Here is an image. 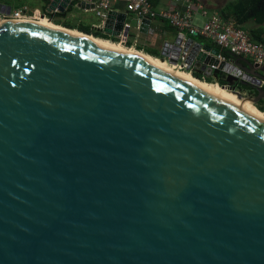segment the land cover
I'll return each instance as SVG.
<instances>
[{
    "label": "water",
    "instance_id": "water-1",
    "mask_svg": "<svg viewBox=\"0 0 264 264\" xmlns=\"http://www.w3.org/2000/svg\"><path fill=\"white\" fill-rule=\"evenodd\" d=\"M104 21L118 37L127 12ZM39 22H0V264H264V120ZM184 36L162 60L264 101V65Z\"/></svg>",
    "mask_w": 264,
    "mask_h": 264
},
{
    "label": "crops",
    "instance_id": "crops-1",
    "mask_svg": "<svg viewBox=\"0 0 264 264\" xmlns=\"http://www.w3.org/2000/svg\"><path fill=\"white\" fill-rule=\"evenodd\" d=\"M13 1L20 6L23 5V8L16 9L15 11L23 10L25 17L24 19L40 21L42 20L44 15L45 18L46 17L51 18V16L47 14V8L51 5V0H13ZM86 1L87 2H83L85 5L84 10L75 9L63 15L61 14L56 15L53 20L57 21L60 24L57 26H60L67 30L69 28H70L69 30H71L72 28L75 29L73 31H78V32H80V30H88L93 37L100 35L108 38V39H104V38H98V39L112 41L114 43H119L121 45L123 44V46L125 45L128 48H134L137 50L141 49L142 50L141 52H144L148 55H151L149 54V52L155 53L161 56L162 58L164 57V53L166 52L167 46L172 45V43H175L179 38V30L175 26H173L170 23V21L162 18H153L149 28V32L148 33L142 32L143 22L140 19V16H138L134 12L129 11L127 8V2L123 0L121 1L113 0L112 7L119 11L127 12V23L125 30H123L124 37L121 38L119 36L117 37V36L109 35L100 30L101 27H104V22L102 18L98 16L95 10V6H96L95 3H98L99 0H90V2H88V0ZM150 1L152 2L154 8L157 10H166L171 7V3L167 0H150ZM196 1L203 4L204 8L207 10L209 14L213 12H217L221 16H223V13L227 11V8H229L232 4L237 3L239 0H196ZM12 11L13 10H11V12ZM82 11L84 13H82ZM85 13L96 14V16L100 20L99 23L94 21V17L91 16L88 17L86 16ZM204 18L206 20V17ZM227 19L235 23V19L233 16H229V18ZM242 26L246 30L256 26L258 27L255 20L247 21L245 24H242ZM187 38H193L195 41H199L202 42L203 44H207L209 46L214 47V44L204 36L195 35V34L192 35L186 33V39ZM114 40H116L117 42H115ZM240 57H243V59L250 61L253 64L256 63L249 57H245V56H240ZM241 62L242 64H245L244 60H241ZM219 75H222L224 80L225 73L220 72ZM261 106L264 107V101L263 103H261Z\"/></svg>",
    "mask_w": 264,
    "mask_h": 264
},
{
    "label": "built area",
    "instance_id": "built-area-1",
    "mask_svg": "<svg viewBox=\"0 0 264 264\" xmlns=\"http://www.w3.org/2000/svg\"><path fill=\"white\" fill-rule=\"evenodd\" d=\"M121 1V0H118ZM127 2L129 11L136 13L143 18L149 17L162 18L170 21V23L179 30V35L186 33L204 36L209 39L214 47L219 50L216 57L219 60L234 59L236 56H245L251 58L259 65H264V42L256 41L252 38L248 30L243 27L235 25L234 22L224 18L217 12L209 14L204 8L203 4L196 0H167L171 3V7L166 10H157L154 8L150 0H123ZM87 2L86 0H76V5ZM90 2V0H88ZM113 0H99L95 3V10L103 22L107 19L110 11H113ZM202 14L206 20L202 25L196 24L194 18L196 14ZM24 11L19 10L10 12L9 16L0 14V22L7 19L14 20H29L24 19ZM128 26V25H127ZM126 27V26H125ZM119 37L123 38L124 33L121 32ZM223 51H227L232 57L226 58ZM188 52L180 57L178 65H172L178 70L187 72L189 64L186 63ZM211 70L216 66L211 65ZM189 73L194 74L193 71ZM264 85V81L261 86Z\"/></svg>",
    "mask_w": 264,
    "mask_h": 264
},
{
    "label": "bare ground",
    "instance_id": "bare-ground-1",
    "mask_svg": "<svg viewBox=\"0 0 264 264\" xmlns=\"http://www.w3.org/2000/svg\"><path fill=\"white\" fill-rule=\"evenodd\" d=\"M39 24L47 26L50 29H54L57 31H64V32H68V33H72V34H76V35H81V36L87 37L89 39H92L93 41H95L98 44H101L103 46H106V47H109L112 49H116L118 51L131 53V54H134L136 56L142 57V58L150 61L151 63L157 65L158 67L178 75L179 77L183 78L184 80L194 84L195 86H197L200 89L216 96L217 98L224 100V101H226L232 105H235V106L243 109L245 112L264 120V113L261 112L260 110H258L249 101H243V100L239 99L236 94L232 93L231 91H229L225 88H221L220 85H218L216 83L204 82L203 80L195 77L191 73H187L185 71L178 70L177 68H175L174 66L170 65L169 63H167L166 61H164L162 59L148 55V54L141 52V51L134 49V48H128V47L123 46L119 43H114L112 41L94 38L92 36H86L85 34H82L78 31H70V30L64 29L60 26L53 24L48 19L40 20Z\"/></svg>",
    "mask_w": 264,
    "mask_h": 264
},
{
    "label": "trees",
    "instance_id": "trees-1",
    "mask_svg": "<svg viewBox=\"0 0 264 264\" xmlns=\"http://www.w3.org/2000/svg\"><path fill=\"white\" fill-rule=\"evenodd\" d=\"M229 16H233L235 19V24L240 27H243L242 24H245L247 21L255 20L258 27L256 26L253 28H249L248 31L254 40L264 42V0H239L237 3L232 4L229 8H227V11L223 13L224 18L227 19L229 18ZM81 31L90 34L88 30H81ZM96 37L108 39L100 35H97ZM114 41L117 42L116 40ZM139 50L142 51L141 49ZM222 53L226 58L232 57L227 51H223ZM149 54H151L156 58L162 59L161 56L155 53L149 52ZM237 57L240 56H236L234 58ZM194 76L207 83H217L220 86L225 85L222 75H219L216 81L212 77H204V75L199 73H194ZM246 87L249 88L248 85H243L240 88H242L243 90L246 89ZM256 107L258 110L264 113V107H262L261 105Z\"/></svg>",
    "mask_w": 264,
    "mask_h": 264
},
{
    "label": "rangeland",
    "instance_id": "rangeland-1",
    "mask_svg": "<svg viewBox=\"0 0 264 264\" xmlns=\"http://www.w3.org/2000/svg\"><path fill=\"white\" fill-rule=\"evenodd\" d=\"M0 3L2 4V5H8V6H11L12 7V10L13 11H15L16 9H20V8H23V5H18V4H16L13 0H0ZM20 4V3H19ZM82 13H84L83 11H82ZM86 14V13H85ZM86 16H91V17H94V21L95 22H98L99 23V18L96 16V14H86ZM204 15H202V14H196L195 15V18H194V20H195V22H196V24H198V25H202L203 23H204V20H205V16L203 17ZM23 17H24V15H23ZM32 17H33V14H32ZM46 19H49L48 17H46ZM38 20V19H37ZM50 21V20H49ZM52 23H54L55 25H60L57 21H55V20H52ZM67 28V27H66ZM70 29V28H69ZM71 30H75V29H71ZM80 32H82L81 30H80ZM82 33H84V32H82ZM85 34H88V33H85ZM88 35H91V34H88ZM94 35V34H93ZM96 37V36H95ZM97 38V37H96ZM245 96H247V97H251V96H254V95H256V94H254V90H253V88H251L250 86H249V88L248 87H246V89H243L242 91H241ZM256 106H259V105H256ZM257 108V107H256ZM262 112V111H261Z\"/></svg>",
    "mask_w": 264,
    "mask_h": 264
},
{
    "label": "flooded vegetation",
    "instance_id": "flooded-vegetation-1",
    "mask_svg": "<svg viewBox=\"0 0 264 264\" xmlns=\"http://www.w3.org/2000/svg\"><path fill=\"white\" fill-rule=\"evenodd\" d=\"M263 87H264V85H263ZM261 103H263V101H262V102H260V104H259V105H261Z\"/></svg>",
    "mask_w": 264,
    "mask_h": 264
}]
</instances>
